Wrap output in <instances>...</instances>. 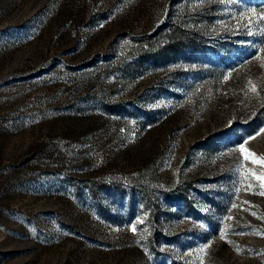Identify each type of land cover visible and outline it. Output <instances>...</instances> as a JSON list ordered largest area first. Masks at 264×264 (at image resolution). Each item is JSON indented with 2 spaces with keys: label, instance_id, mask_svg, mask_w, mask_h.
Listing matches in <instances>:
<instances>
[{
  "label": "rangeland",
  "instance_id": "obj_1",
  "mask_svg": "<svg viewBox=\"0 0 264 264\" xmlns=\"http://www.w3.org/2000/svg\"><path fill=\"white\" fill-rule=\"evenodd\" d=\"M0 264H264V0H0Z\"/></svg>",
  "mask_w": 264,
  "mask_h": 264
},
{
  "label": "trees",
  "instance_id": "obj_2",
  "mask_svg": "<svg viewBox=\"0 0 264 264\" xmlns=\"http://www.w3.org/2000/svg\"><path fill=\"white\" fill-rule=\"evenodd\" d=\"M172 30H173L172 33H167L165 35V38H166V40H170L171 42L174 41L175 43H173V45L171 43V45H172L171 47H173L174 49L177 50V48L180 45H178L176 40H180L181 41L182 39H184L185 36H188V34L184 30H182L180 27H174ZM173 34H175V35H173ZM156 50H160V52H162L165 49L162 48L161 45H158ZM176 192L177 193H175V194H171L170 195L171 197L167 193H165V195H167V197H170V199H172V200L175 199V200H178V201H182L183 203L188 205L190 201H189L188 197L186 196L187 193H186L185 189L184 188L183 189L179 188Z\"/></svg>",
  "mask_w": 264,
  "mask_h": 264
},
{
  "label": "snow or ice",
  "instance_id": "obj_3",
  "mask_svg": "<svg viewBox=\"0 0 264 264\" xmlns=\"http://www.w3.org/2000/svg\"><path fill=\"white\" fill-rule=\"evenodd\" d=\"M241 151H244V149H241ZM134 230V229H133Z\"/></svg>",
  "mask_w": 264,
  "mask_h": 264
}]
</instances>
